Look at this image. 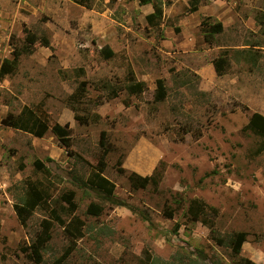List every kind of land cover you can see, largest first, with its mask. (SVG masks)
<instances>
[{"label":"rangeland","instance_id":"1","mask_svg":"<svg viewBox=\"0 0 264 264\" xmlns=\"http://www.w3.org/2000/svg\"><path fill=\"white\" fill-rule=\"evenodd\" d=\"M90 3L0 0V60L24 46L23 26L50 40L0 78V264H36L26 248L54 209L65 223L84 221L63 264H264V136L247 127L253 113L264 115V0H201L192 15L189 0H173L154 27L145 19L151 4ZM219 23L211 44L204 30ZM109 44L115 54L106 59L101 49ZM223 52L230 65L218 76L212 60ZM131 75L145 83L143 93L126 89ZM158 78L167 87L163 100ZM112 88L122 90L109 99ZM25 105L50 126L69 125L71 153L51 130L37 137L1 123ZM102 130L110 147L103 175L125 205L84 184L97 168ZM131 171L158 183L134 189ZM33 186L45 201L24 225L15 205ZM192 199L218 210L220 237L247 233L239 256L189 218ZM91 202L104 207L100 215L87 212ZM70 241L56 222L40 264Z\"/></svg>","mask_w":264,"mask_h":264},{"label":"trees","instance_id":"2","mask_svg":"<svg viewBox=\"0 0 264 264\" xmlns=\"http://www.w3.org/2000/svg\"><path fill=\"white\" fill-rule=\"evenodd\" d=\"M76 3L83 5L87 8H91L90 0H73ZM173 0H139L140 5L151 4L152 12L148 13L145 16L147 23L151 26H157L160 23V20L163 16L164 6L171 5ZM201 0H189V10L188 13H193L198 10ZM205 21V20H204ZM202 22V25L205 22ZM204 23V24H203ZM223 30V25L221 23L216 24V26L211 30H204L207 41L209 43H214V35ZM23 31L25 33V44L21 48L13 47L12 58H5L0 60V78H3L9 74H13L19 65L21 55L23 53L31 54L34 51L36 44H40L45 47H50V40L45 36H38L32 32L26 26H23ZM101 53H103L104 58L108 59L112 57L115 52L105 46L102 48ZM214 70L218 76H222L227 72V69L230 65V59L228 53L223 52L216 58L212 60ZM130 83L126 86V89L131 94H141L145 90V83L143 81H135L133 75L130 77ZM157 85V100H163L167 96V87L165 85V80L163 78H158L156 80ZM120 90L117 88H112L109 92L108 98L113 99L119 96ZM76 119L80 123H88L89 119L87 117L76 115ZM1 123L5 126L12 127L15 129H20L22 131L29 132L37 137L44 136L48 130H51L61 141L63 147H65L68 153H71V129L69 125H62L60 123H55L50 126L33 108L25 105L22 110L15 114L11 111L1 119ZM248 128L252 129L256 133L264 136V115L255 112L251 115L248 125ZM100 146L101 154L97 163V168L94 172L91 173L90 177L84 182L85 185L90 186L93 189L101 192L103 199L113 201L116 205H125L122 200H118L113 197L115 185L108 178H106L103 173L107 167L106 158L110 152V147L107 142V131L102 130L100 133ZM38 160L35 161V165L38 166ZM123 160L122 156L117 160V170L119 173L123 174L126 172V169L122 166ZM128 179L131 186L134 189H145L150 184H157L158 177L153 175H141L135 171L128 173ZM73 194L71 193V196ZM45 201L44 194L37 187H31L23 199V202L15 205V212L21 224H26L28 219L34 213L35 209ZM104 210L102 205L91 202L88 206L87 212L89 214L98 216ZM169 218L173 217L172 211L166 212ZM187 214L192 221H199L206 225L211 233V236L217 243L220 245H227L231 250L234 256H239L242 251V246L247 240V233L244 231L235 232L229 235L227 238H222L218 235L216 230L215 217L218 214V210L206 204L200 199H192L189 206ZM58 222L65 225L66 231L71 237L69 245L64 249V251L55 258L50 264H63L67 258L73 253L76 249L77 239L83 235V226L84 221L77 216H73L68 222L62 219L58 214L57 209L52 211V214L43 218L41 221V229L37 234L34 241L27 246L29 250L28 256L36 263L40 264L43 262V248L48 243L52 237V228L54 224ZM246 264H257L254 261H248Z\"/></svg>","mask_w":264,"mask_h":264},{"label":"crops","instance_id":"3","mask_svg":"<svg viewBox=\"0 0 264 264\" xmlns=\"http://www.w3.org/2000/svg\"><path fill=\"white\" fill-rule=\"evenodd\" d=\"M198 9H199V8H198ZM151 12H152V11H151ZM148 13H150V12H148ZM148 13H147V14H148ZM193 13H199V12H198V10H197V11H195V12H193ZM193 13H190V15H192ZM147 14H146V15H147ZM105 46H108L109 48H111V49L115 52V49L113 48V46H112L111 44H109V45H105ZM105 46H104V47H105ZM101 50H102V49H101ZM12 56H13V55H12ZM5 57H6V58H9V56H7V55H6ZM4 59H5V58H4ZM9 59H11V58H9ZM212 64H213V63H212ZM213 68H214V66H213Z\"/></svg>","mask_w":264,"mask_h":264}]
</instances>
